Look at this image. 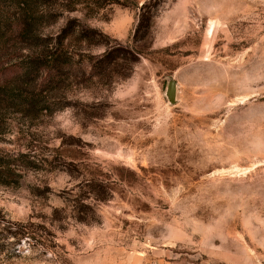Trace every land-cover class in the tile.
Instances as JSON below:
<instances>
[{
	"label": "rangeland",
	"instance_id": "rangeland-1",
	"mask_svg": "<svg viewBox=\"0 0 264 264\" xmlns=\"http://www.w3.org/2000/svg\"><path fill=\"white\" fill-rule=\"evenodd\" d=\"M123 4L64 15L104 38L77 48L51 113L1 110L0 154L27 165L0 185V264H264V0ZM115 43L138 62L98 79Z\"/></svg>",
	"mask_w": 264,
	"mask_h": 264
},
{
	"label": "trees",
	"instance_id": "trees-1",
	"mask_svg": "<svg viewBox=\"0 0 264 264\" xmlns=\"http://www.w3.org/2000/svg\"><path fill=\"white\" fill-rule=\"evenodd\" d=\"M123 1L0 0V126L1 110L4 108L22 116L51 113L52 107L60 103L52 102L51 95L66 81L68 71L78 66V63H72L77 48L102 45L104 36L100 32L88 28L77 18L64 19V15L79 12L90 17L106 7L122 6ZM145 9L144 5L139 9L132 42L149 30L152 17ZM61 21L54 33H45L47 28ZM104 47V52L95 56L88 67L97 72L98 79L115 77L117 82L125 79L127 76L116 75L124 67L125 70L131 69L138 62L139 54L116 43L105 44ZM6 57L4 62L12 63L3 69L2 60ZM6 71H12V74L6 77ZM26 162L24 156L0 154V185L17 183L14 166L27 165ZM95 185L88 181L83 188L87 193H95L98 191ZM98 201L105 202L107 199L100 198ZM73 202L78 203L73 207L76 216L85 215L89 206L80 200Z\"/></svg>",
	"mask_w": 264,
	"mask_h": 264
},
{
	"label": "water",
	"instance_id": "water-1",
	"mask_svg": "<svg viewBox=\"0 0 264 264\" xmlns=\"http://www.w3.org/2000/svg\"><path fill=\"white\" fill-rule=\"evenodd\" d=\"M165 96H166L169 104L173 105L176 102V100H175V96H176L175 85L173 82H169L167 84Z\"/></svg>",
	"mask_w": 264,
	"mask_h": 264
}]
</instances>
